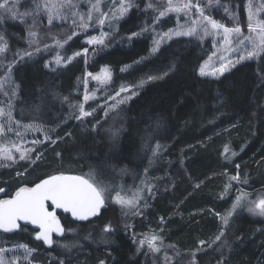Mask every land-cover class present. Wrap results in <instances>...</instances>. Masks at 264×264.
I'll return each instance as SVG.
<instances>
[{
  "label": "trees",
  "instance_id": "1",
  "mask_svg": "<svg viewBox=\"0 0 264 264\" xmlns=\"http://www.w3.org/2000/svg\"><path fill=\"white\" fill-rule=\"evenodd\" d=\"M66 1L59 4L60 22L49 24L46 14L39 15L36 0L17 6L25 8L21 20L7 15L0 20L17 87L14 95L9 90L0 94V105L13 96L14 118L39 126L48 139L27 160L0 166L2 196L55 173L91 176L106 186L111 179L124 184L144 180L149 194L139 211L106 199L107 207L92 220L76 223L59 215L65 233L51 249L36 241L28 227L0 234V249L10 251L6 256L24 258L7 264H264V219L244 205L223 223L236 200L233 189L264 194V53L234 64L218 78L201 76L208 42L176 37L150 55L151 37H130L155 22V3L147 7V0H137L107 31L103 44L91 46L87 41L109 0L100 3V13L90 21L85 10L95 0ZM247 1L219 0L209 16L226 27L244 28ZM81 17L87 28L80 26ZM166 21L162 27L173 26ZM28 36L36 40L34 47L67 41L71 62L53 68L44 50L21 56L30 50ZM103 67L111 73L103 97L84 103L85 75ZM4 70L0 67V76ZM126 87L135 93L112 104ZM82 103L91 115L77 119ZM105 225L111 231L104 232ZM153 235L159 251L147 243L140 246ZM19 245L31 251L12 250Z\"/></svg>",
  "mask_w": 264,
  "mask_h": 264
},
{
  "label": "rangeland",
  "instance_id": "2",
  "mask_svg": "<svg viewBox=\"0 0 264 264\" xmlns=\"http://www.w3.org/2000/svg\"><path fill=\"white\" fill-rule=\"evenodd\" d=\"M34 1L35 0H31L30 4H32ZM104 1L105 0H95V3L93 5L98 4L99 11L95 10L93 7L91 10L86 9L85 11L91 13V15L94 14L96 16V14H99L101 11L100 10V6H101L100 3L102 4ZM136 1L137 0H124V3L125 4H131V7L128 8V11L125 12L123 15H120L118 10L121 7V0H109L110 6H109L107 12L102 13V16L97 19V22L99 23V28L97 30H93V31H95V33L92 35V37H96L98 39L102 38L104 41L107 31H109L113 27H116V24H119L122 20H124V19L121 20V18H123V17L125 18L128 15V13L131 11V9L133 7H135ZM0 2L4 3V0H0ZM24 2H25V0H10V2L8 3V7L12 8L13 11L10 13V12L6 11L5 9H0V20H2V18H5L6 15L13 18V14L15 15L14 19L21 20L24 16H26L25 15V8L23 6L18 8L17 6H20L21 3H24ZM66 2H67L66 0H46L45 2H43L41 0H36V4H35L36 12L39 15H45L46 14L47 17H49V15H52L54 17L53 20L60 22V20L62 19V16L58 12L59 4L61 5V7H63L62 3H66ZM151 2L153 4L155 3L154 7L156 8L154 10L156 13L155 22L151 26H149L145 31H143L139 34L130 36L131 38H135V37H139V36L151 37V45H150V49H149L150 55L155 54L157 52V51L156 52L152 51L153 47L155 46L154 41H156V40L160 41V44H159V48H160L163 44H166L168 41H170L173 38L185 37L188 39L198 40L201 42H208L210 44V53H209L208 57L201 64V66H206V71H209V72H211L212 70H214L216 68H219L222 64H227L228 70H229L234 64L244 62L245 60H253V59H256L258 57V56H256L252 59H244V60L239 59V57L241 55L245 54V52H244L245 48H247L248 51L252 50V45H251V43L248 42V40H245V43L243 45H237L236 40L238 39V37L236 34H232L229 37V42L226 43L225 39H224L225 34L223 33V30L222 29L213 30V29H211V26L209 25L208 29H209L210 34L204 35V33L202 31H200L199 29H200V26L206 22L203 21V18L199 15V13H197L195 11V9H192L191 11L184 10V11H180V12H176V11L166 12V14L164 16L160 17L159 12L165 11L167 9L168 0H147L146 6L149 7V4L152 5ZM172 2H173V4H183V3H187L188 0H172ZM192 3L193 4H199V6L203 9L204 14L206 16L210 17L209 13H208L209 8L213 4H215L214 6H218L219 0H212L211 4L209 3V0H192ZM249 4H251V11L254 14L253 19H252V23L256 24L259 21H264V19L261 18V13L264 12V7H262V6H264V0H248L244 6L245 12H246V23L247 24H246V27H244V28L240 27L241 31H242V35H243V37L251 36L253 38H256L258 33H250L248 31V6H249ZM53 5H56L57 7H52ZM50 7H51V12H49ZM75 10H76V7H74V9L72 10V13ZM72 16L74 18V14H72ZM210 18L213 19L212 17H210ZM100 19H104L103 24H101L99 22ZM165 19L168 21V23H173V26L169 27V28L162 27L160 23H161V21H163ZM193 21H197L198 23L193 25ZM193 26L197 27V29H198V32L196 35H194V36H185V35L177 36V35H175V32H177V31L183 32V31H186L188 28L193 27ZM229 28H233V27H229ZM170 32L172 33L170 38L168 36H165V33H170ZM0 37H3V41H0V43H6L5 36L3 35L2 31H0ZM34 40L35 39L30 41L29 36L25 40V44L30 49L28 51V53L33 54V52H38L40 50H44L47 53V55H49L48 62H49V65L53 68H56V67L63 65V64H67L68 63L67 58L72 57V56L66 55V52H65L66 43L65 42H62L63 47H59V46H57V44H53L52 46H50V44H49V45H44L41 47H34V43H35ZM89 45L96 46V45H100V44L93 43V44H89ZM49 46L52 47V50L51 49L46 50ZM83 53H84V51H83ZM57 54H59L63 58L61 60L60 64L56 63ZM18 55H20V54L18 53ZM23 55H25L24 52L21 54V56H23ZM229 61H231L230 64L228 63ZM12 63H13V61H9L7 59L6 51L3 54H0V67L5 68L4 72L0 76V94H3V97L5 96L7 90H9L10 93H12L14 95V93L16 92L15 89H17L16 84H14L13 78H12V69H11ZM105 69H107V67L101 68V70L98 73L93 74L91 76H89L88 74L85 75L84 94H87V95H89V97H91L87 101V103L93 101V99H95V98L103 97V94H104L103 91H104L106 84L108 83L109 79L104 80V82H101V81L94 79L93 77L100 76L103 78V76L105 75L103 70H105ZM107 73L110 74V76H111V73L108 69H107ZM208 76L214 77L211 75H208ZM88 78H91V79H88ZM85 81L87 83H85ZM124 89H126V91L120 90V92H118L119 95L115 94L113 96L112 104L118 103L121 100H126V98H128L129 96H131L135 93L134 89L132 87H126ZM88 91L91 93H87ZM7 98H8L7 103H5L4 105H0V110L3 111V115H0V127L3 128V132H0V148L9 149L11 151L13 157H14V160L0 159V166H5L9 162H12V164L17 163L18 159H20L21 153H24L25 156L27 157L30 152H32L33 150L38 148L41 144L48 142V139H46L45 135L41 134V128L39 126L31 124V123H29V124L20 123L19 121H17L14 118L13 106H12L13 105V101H12L13 96L8 95ZM84 103H86V102L84 101ZM84 103H82V104H84ZM84 108H85V105H84ZM85 110H86V108H85ZM86 111H89V110H86ZM8 113H11L10 119H9ZM77 113L79 114V108L77 110ZM34 141H39V143H33ZM17 149H19V151H17ZM27 159L28 158L23 159V160H27ZM102 181H104V180H102ZM104 182L111 189L110 190L111 199H107L109 202L115 203L116 194L119 193L120 197L123 199H136V206H135V208H132V209H135L137 211L140 210L142 203L145 201V197L148 196V194H149V188H147V183L144 180L140 181V183L134 181L132 184H127V183L124 184L123 179H121L120 182H117V183H114V181H112V179L109 181H104ZM114 186H119L117 188L116 192H113ZM144 187L146 188L145 191H144ZM232 191L234 193H236V198L238 196H242V195L246 194V195H244V199L241 200V206L240 207L245 205V206H247V208L249 206L250 201L254 200L256 197H258L260 195H264L261 192H257V190L246 192V191H243L240 187H239V190L233 189ZM107 195L108 194L106 193V196ZM235 202H236V200H235ZM118 205H120V204H118ZM240 207H238L237 209H239ZM237 209H235V210H237ZM234 211H233V208H231V210L229 212H232V214H233ZM228 214L224 215V218L228 219V217L232 216V215L229 216ZM256 217L264 219V217H260V216H256ZM155 246H157V248H159L158 242H155ZM12 250H14V251L18 250L19 252H23L24 248L16 247ZM7 252H10V251L8 249H5L3 252H0V261H2V264L12 263V262H14V263L21 262L22 263L24 261V258L22 256H19L17 258H11V257L6 256Z\"/></svg>",
  "mask_w": 264,
  "mask_h": 264
},
{
  "label": "snow or ice",
  "instance_id": "3",
  "mask_svg": "<svg viewBox=\"0 0 264 264\" xmlns=\"http://www.w3.org/2000/svg\"><path fill=\"white\" fill-rule=\"evenodd\" d=\"M70 3V0H69ZM209 3H212V0H209ZM52 7H57L53 5ZM131 7V4H125L124 0H121V7L118 10L120 15H123L128 11V8ZM149 7H152L149 4ZM264 7V6H262ZM93 8L99 11L98 4L93 5ZM0 9H5L8 12H12L13 9L8 7V0H4V3H0ZM195 9L197 13L203 18V21L206 23L200 26V31L204 35H209L208 26H211L213 30L222 29L225 42H229V37L232 34H236L238 39L236 40L237 45H243L245 40H248L252 45V50L248 51L247 48L244 49L245 54L239 57L240 60L252 59L256 56H259L261 53H264V21H259L256 24L252 23L253 12L251 11V4L248 6V31L250 33H258L256 38L251 36L243 37L241 28L239 26L229 28L216 22L210 17L204 14L203 9L199 4H193L192 0H188L187 3L183 4H173L172 0H168V7L165 11H160L159 16L162 17L166 12L171 11H191ZM51 12V7L49 8ZM13 18L15 15L13 14ZM53 16L49 15V24L53 21ZM87 19L91 20V13H88ZM85 18L81 17L80 26L87 28L88 24L84 22ZM101 24L104 23V19H100ZM197 21H193V25L197 24ZM198 32L197 27L193 26L188 28L186 31L175 32V35H185V36H194ZM30 35H35V33H30ZM72 35H76L73 33ZM172 33H165V36L171 37ZM68 39H72L70 35ZM0 41H3V37H0ZM67 41H65L66 43ZM88 44H103L102 38L91 37L87 41ZM160 41H154L153 52L158 51ZM57 46L63 47V44L60 41H57ZM7 49L6 43H0V54H3ZM84 54H87V49H84ZM25 55L31 56V53H25ZM80 52L74 53V56H80ZM73 57H68V62H71ZM63 58L57 54L56 63L60 64ZM229 64L231 61L228 62ZM105 75L102 77L96 76L94 79L104 82V80L110 79V74L107 73V69L103 70ZM225 71H228V65L222 64L219 68L212 70L211 72L206 71V66H201L199 74L201 76H214L223 75ZM89 76L92 74L89 73ZM85 83H87L85 81ZM121 91H126V89L121 88ZM119 95V93H117ZM91 97L85 94L84 101L87 102ZM130 97L126 98L129 99ZM124 100H121L119 103H124ZM0 115H3V111L0 110ZM9 119L11 118V113H8ZM91 112L86 111L84 104L79 105V116L77 119L90 116ZM107 116V112L105 113ZM0 132H3V128L0 127ZM116 132H112L113 136H116ZM33 143H39V141H34ZM159 147V146H158ZM19 151V149H17ZM228 151V148H225V152ZM235 155V153H233ZM24 153H21L20 159H26ZM39 156L32 161L35 163L36 160H39ZM0 159L4 160H14V157L11 151L7 148H0ZM234 180H238V177H232ZM4 189L0 188V192H3ZM106 193L108 194L106 196ZM246 195V194H244ZM244 195L238 196L236 202L233 204V211L241 206V200L244 199ZM106 199H111V193L106 185L102 184L100 181L91 178H86L82 175H50L47 178H40L38 183H35L32 187H20L15 195L10 199L0 200V230L4 232H13L21 228L19 222H23L25 225H34L39 229V232L36 234V240H42L45 244L51 246L54 241L52 239V234L56 233L57 235L64 234V228L61 226L57 214L55 211L50 210L51 208L62 209L65 213H71V216L76 220L86 221L90 217L97 216L101 209L105 206ZM115 203L120 204L124 207L135 208L136 199H123L120 197L119 193L116 194ZM248 212L255 216L264 217V195L256 197L254 200L249 202L247 208ZM229 216L232 215V212H229ZM223 223L227 225L228 219L224 218ZM104 232L111 231L110 225H105ZM224 233L221 232L219 236L216 237V240H219ZM158 237L153 235L146 238V240L140 241V246L143 247L145 243L148 244V247L153 251H159L155 246V242ZM203 243V242H202ZM18 247L24 248L25 251L30 252L31 249H28L26 245H19ZM3 249H0V252H3ZM2 264V261H0ZM103 264V262H101Z\"/></svg>",
  "mask_w": 264,
  "mask_h": 264
},
{
  "label": "water",
  "instance_id": "4",
  "mask_svg": "<svg viewBox=\"0 0 264 264\" xmlns=\"http://www.w3.org/2000/svg\"><path fill=\"white\" fill-rule=\"evenodd\" d=\"M58 174H63V173H55V174H51V175H58ZM64 175H74V174H64ZM48 176H50V175H48ZM48 176H46V177H44V178H47ZM38 182H39V180H38L37 182H35V183H38ZM35 183H34V184H35ZM34 184H32V185H20L19 187H17L16 189H14V190L12 191V193H11L9 196H5V197L2 196L3 192H0V195H1L0 200H2V199H10V198H12V197L15 195V192H16L20 187H32V186H34ZM105 208H106V205L101 209V211L104 210ZM50 210L56 212V214H57V218L59 219L60 224H61V226H62L63 228H64V226H63V224H62V222H61V220H60V218H59V215L67 216V217H69L70 220H72L73 222H76V223H83V222H86V221L92 220V219L95 218V217H99V216H100V213H101V211H100V213H99L97 216L90 217V218H89L88 220H86V221H80V220H76L75 218H73V217L71 216V213H65L62 209H55V208L53 207V208H51ZM19 223L21 224V227H28V228H30V229L34 232V239H35V236H36V234L39 232V229L36 228L34 225H25L22 221L19 222ZM18 230H19V229L15 230V231H13V232H4L3 230H0V234H4V235H13V234H15L16 232H18ZM64 230H65V228H64ZM64 233H65V231H64ZM63 235H64V234H63ZM63 235H57L56 233H53V234H52V239H54V240H55V239H61V238L63 237ZM35 240H36V239H35ZM54 240H53V241H54ZM36 241H39L40 243H42L43 246H44L45 248H47V249H51V247L53 246V244H52L51 246L45 244L42 240H36Z\"/></svg>",
  "mask_w": 264,
  "mask_h": 264
},
{
  "label": "bare ground",
  "instance_id": "5",
  "mask_svg": "<svg viewBox=\"0 0 264 264\" xmlns=\"http://www.w3.org/2000/svg\"><path fill=\"white\" fill-rule=\"evenodd\" d=\"M33 184H34V183H33ZM23 185H24V184H23ZM25 185H26V184H25ZM31 185H32V184H31ZM19 186H20V185H19ZM19 186H18V187H19ZM105 205H106V203H105ZM106 207H107V206H106ZM53 240H54V239H53ZM38 242H39V241H38ZM46 249H47V248H46Z\"/></svg>",
  "mask_w": 264,
  "mask_h": 264
}]
</instances>
